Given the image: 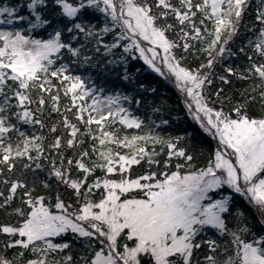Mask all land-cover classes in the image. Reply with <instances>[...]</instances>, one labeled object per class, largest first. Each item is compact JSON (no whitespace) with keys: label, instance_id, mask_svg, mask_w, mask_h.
<instances>
[{"label":"snow or ice","instance_id":"snow-or-ice-1","mask_svg":"<svg viewBox=\"0 0 264 264\" xmlns=\"http://www.w3.org/2000/svg\"><path fill=\"white\" fill-rule=\"evenodd\" d=\"M0 24V264H264V0H0ZM117 69L133 92L98 86Z\"/></svg>","mask_w":264,"mask_h":264},{"label":"trees","instance_id":"trees-1","mask_svg":"<svg viewBox=\"0 0 264 264\" xmlns=\"http://www.w3.org/2000/svg\"><path fill=\"white\" fill-rule=\"evenodd\" d=\"M13 3L19 2V0H12ZM253 7H255V0H253ZM226 62L233 65H243L245 63L243 56H232L228 57L226 54ZM140 71L136 73V70ZM83 71V69H81ZM129 71L136 73V82L143 83L148 87L155 88V94L153 95L151 92L144 90L139 94L143 96L146 105L150 104L152 100L157 99L159 97H163L167 100L170 105L169 110H167L164 119L171 118L172 126L165 127L162 130L167 133L176 134L177 130L179 131H187L195 133V139L200 142V144L206 149L205 156L207 155V150H211L215 147V142L212 139L211 135L204 132L198 125L196 121L192 119L190 115H186V109L184 108L183 100L178 93L177 89L174 85L161 77L158 73H155L154 70L148 68V66L142 61L136 59L135 56L129 57ZM87 75V72H84ZM98 86L104 87L108 90L112 88L122 89L126 92H133L135 90V83L130 84L128 81H124L122 79V73L120 69H117L115 73L112 74H101L100 77L96 80ZM243 86V82H237L236 87L240 88ZM139 106L141 115H147L151 117V112L148 110L147 106ZM264 110L259 106H254L249 111L253 115H259L260 112ZM58 117H48L45 115V119L51 122L52 119H57ZM157 119L156 117H152ZM27 127V126H26ZM129 132L134 131L133 129H129ZM135 171H141V169H135ZM244 206L243 203L240 205ZM4 218V213L0 211V219ZM207 238V237H205Z\"/></svg>","mask_w":264,"mask_h":264},{"label":"rangeland","instance_id":"rangeland-1","mask_svg":"<svg viewBox=\"0 0 264 264\" xmlns=\"http://www.w3.org/2000/svg\"><path fill=\"white\" fill-rule=\"evenodd\" d=\"M3 26H5V25L0 24V27H3ZM208 134H209V133H208ZM211 137H212V136H211ZM212 139L214 140V142H215V144H216L215 138L212 137Z\"/></svg>","mask_w":264,"mask_h":264}]
</instances>
